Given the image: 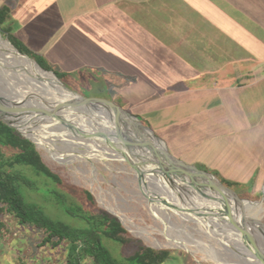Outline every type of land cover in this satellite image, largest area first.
<instances>
[{
	"label": "crops",
	"instance_id": "crops-1",
	"mask_svg": "<svg viewBox=\"0 0 264 264\" xmlns=\"http://www.w3.org/2000/svg\"><path fill=\"white\" fill-rule=\"evenodd\" d=\"M5 5L11 33L61 74L116 75L122 105L152 119L175 156L207 153L203 131L222 129L224 91L235 99L264 74V0H0ZM201 115L204 126L194 129ZM239 163L257 168L258 159Z\"/></svg>",
	"mask_w": 264,
	"mask_h": 264
},
{
	"label": "rangeland",
	"instance_id": "rangeland-1",
	"mask_svg": "<svg viewBox=\"0 0 264 264\" xmlns=\"http://www.w3.org/2000/svg\"><path fill=\"white\" fill-rule=\"evenodd\" d=\"M0 41L5 46V43L10 41L7 34L2 33L1 30ZM0 52L4 51L0 50ZM31 61L35 62L33 59ZM0 64L7 66L9 70H13L11 73H16L12 77L24 78L18 67L8 64L1 57ZM1 70L4 71L0 68V74H2ZM225 76V80L228 81L226 84H231V75ZM114 77L116 75L104 71H97L96 73L85 71L70 77H63V81H61L69 89L85 97H104L117 103L131 113L137 114L145 125L153 129L157 136L163 134L148 116L136 113L130 106L122 105V100L118 98L117 91L113 89V86H118ZM1 83H3L0 86L1 89L6 90L7 88L9 89L8 92H11V84L8 87L7 84L4 85L3 80ZM224 93H226L225 103L218 110V114L221 112L218 116V126L222 129L216 132L215 129H209L208 126H205L207 129L203 131L204 135L208 134L209 139L202 142L203 145L208 144L207 153L199 154V157L196 158L192 154L194 150L189 155H183V153L176 151V156L188 164L196 165L198 168L216 175L224 185L233 189L239 197L243 198V201L235 203L234 198L231 197V202L235 207L240 208L239 211L235 210V214L241 223L246 224L249 229L252 220L256 219V217L250 218L249 215L259 205L263 208L260 217L264 223V74L256 76L254 84L249 89L238 90L235 99L232 90L226 89ZM51 98L59 99L54 96ZM85 111L83 113L85 121L91 119L93 124L94 119L88 115L90 112H97L98 110L87 108ZM208 117L210 116L208 115ZM205 118L206 115L195 117L194 129H197L198 125L204 126L203 120ZM209 119L207 118V120ZM191 122L192 120L186 124ZM29 124L27 125L30 128L34 127L37 131L43 129L49 132L47 123L43 121L33 120V123ZM52 131L55 136H58V132H64L62 130ZM47 132L43 134L47 135L48 144H35L43 161L54 172L60 174L66 182L92 192L96 198L97 206L117 216L122 221L121 223L127 229L126 236L133 240H139L157 250H171L170 257L163 264H224L225 262H227L225 264H248L249 259L246 253L254 255L252 248L244 251L240 246H237L235 243L239 242L240 237L233 232L234 230L231 231L218 224L216 218L212 220L209 211H203V215L193 213L196 208H193L190 203L197 204L196 201H191L196 200L193 196H195L196 191L194 189H197L200 195L205 192L211 199H215L221 206V212L216 205L211 204L212 211L216 212L218 217L226 218L224 201L220 199L222 197H218L221 195L208 183L204 188L197 186L191 188L187 183L188 181H183L181 177L173 175L169 179L166 177V185L158 188L153 181L146 180L143 182L142 175V182H140L139 175L135 172L140 170L137 167L133 169L132 165L125 161L126 157L130 158L134 155L127 150L120 153L119 148L114 146L112 142H104L102 138L95 135L93 139L99 146L93 147L91 144L83 143L78 136L72 135L73 142L80 144L75 146L70 142L63 143L58 139L59 136L55 138L48 135ZM215 133L219 136H212ZM49 144L52 147H57L55 150L62 154V159H58L55 153L48 148ZM172 150L171 147L169 151ZM86 155L89 158H86ZM95 155H103L104 158H98ZM108 156L109 158H106ZM4 157L10 159L11 156L6 152ZM239 157L258 159L257 168L253 167V164H247V166L239 163ZM133 158L136 160L135 156ZM241 167L243 169H240ZM5 168L13 172L20 171L34 180L38 190L29 189L24 185L20 187L29 202L39 204L48 215L55 219L64 220L75 226L86 224L79 218L67 215L57 204L50 190L56 187L66 193L68 203L71 206L80 205L84 211L94 210L84 196L76 194L65 186L53 183L44 175L36 174L26 165L14 164L7 165ZM188 178L192 179V177ZM195 181L198 180L195 178ZM204 182L206 181L204 180ZM229 184L232 185L229 186ZM154 196L157 200L153 199ZM203 197L205 196L203 195ZM156 205L164 206V208L161 209ZM200 206L197 205L196 207ZM252 208L254 210L250 212ZM203 209L205 210V207ZM196 211L199 213L198 209ZM1 217L3 225L0 226V264H68L67 242L58 246L43 245L44 234L41 229L31 223L20 224L11 213H4ZM224 235H226V239H224ZM105 242L108 243L118 258H122L132 251L131 247H122L120 244L108 240ZM81 263L96 264L88 258Z\"/></svg>",
	"mask_w": 264,
	"mask_h": 264
},
{
	"label": "trees",
	"instance_id": "trees-1",
	"mask_svg": "<svg viewBox=\"0 0 264 264\" xmlns=\"http://www.w3.org/2000/svg\"><path fill=\"white\" fill-rule=\"evenodd\" d=\"M10 8H0V30L6 33L10 42L21 52L33 58L48 74L62 80L66 77L53 67L42 55L33 52L23 45L12 33L7 25L10 20ZM47 70V71H45ZM49 71H53L49 72ZM58 79V80H59ZM63 81V80H62ZM10 159H5V153ZM21 164L30 167L38 175H44L57 185L65 186L76 194L84 196L94 210L84 211L80 205L71 206L66 193L52 188L57 204L72 217L85 221L83 226L71 225L64 220L55 219L36 203L29 202L21 190V186L38 190L34 180L20 171H10L7 165ZM4 167V169H3ZM232 185V184H231ZM229 184V186H231ZM94 211V212H93ZM13 214L19 223H31L43 231L42 244L52 246L68 243V264H82L85 259H91L96 264H163L171 255V250H157L126 236L127 229L117 216L97 206L92 192L83 187L70 184L54 172L42 159L33 141L23 136L17 129L7 125L0 119V226L2 215ZM105 240L113 241L122 247H131L132 251L118 258Z\"/></svg>",
	"mask_w": 264,
	"mask_h": 264
},
{
	"label": "water",
	"instance_id": "water-1",
	"mask_svg": "<svg viewBox=\"0 0 264 264\" xmlns=\"http://www.w3.org/2000/svg\"><path fill=\"white\" fill-rule=\"evenodd\" d=\"M8 42L11 43L10 41ZM16 50L20 54L33 59L30 56L21 53L17 48ZM35 63L41 67L36 61ZM49 72L54 73L53 71ZM59 81L69 93L74 95L66 98L63 97V95H60L59 99L37 95L32 92H27L24 95H22V93L16 95V93L8 92L0 87V119L37 144V141L33 137L24 133L17 123H25L27 125L33 123V120H39L38 118L48 122L58 120L67 126L70 125L69 127L78 129V132L81 135L82 131H86L82 128L79 129L75 119L79 118L81 115L83 116V113L86 112L85 109L87 108L97 109L98 111H100L99 108L104 109L107 114L113 117L115 131L121 139L125 141L126 149L129 153L134 154L143 151L150 154L151 158L144 156L145 162L142 164L146 166H142V170L140 169L139 172L134 170L139 175L140 182H142L141 175L143 170L146 172L151 171L149 169L151 166L149 165L157 166V168L164 170V174L162 173V175L167 177V179L172 178L173 175L181 177L183 181H188L187 183L191 188L196 186L201 188L203 186L201 182L195 181V178H198L201 181L205 180L210 186L214 187L219 192V195L222 196L224 200L225 216L228 223L240 233L245 242L252 244L255 259L264 264V250L259 246L255 236L249 231L247 225L241 223L235 214L231 197L237 201H243L244 199L239 197L233 189L224 185L216 175L202 170L196 165L188 164L173 155L169 151L165 142L154 133L151 127L145 125L136 114L131 113L117 103L104 97H85L74 90L69 89L60 79ZM95 134L100 135L99 133ZM133 157H126L125 161L129 162L134 169L138 166L137 161L139 160H132ZM187 176L192 177V179H189ZM203 195L210 198L205 192ZM197 212L198 211L195 210L194 213L197 215H203V211H199V213Z\"/></svg>",
	"mask_w": 264,
	"mask_h": 264
},
{
	"label": "bare ground",
	"instance_id": "bare-ground-1",
	"mask_svg": "<svg viewBox=\"0 0 264 264\" xmlns=\"http://www.w3.org/2000/svg\"><path fill=\"white\" fill-rule=\"evenodd\" d=\"M5 44H6V46L3 45L2 43H0V50L4 51V52H0V57L2 58V60L6 61L8 64H11L12 66L18 67L21 70V72L23 73V77L24 78L21 79L22 77L19 78V76L18 77H15V76L12 77V75H14L16 73H14V74L11 73V71L13 72V70H11V69L9 70L7 66L0 64V68H2L4 70V71L1 70L2 74H0V78H1L0 86L3 85V83H1L2 80L4 82V85L7 84L8 87H9V84H11L10 85V91L14 92V94L16 93V95H19L21 93H22V95H24L27 92L28 93H30V92L36 93L37 95H42V96L46 95L45 97H47V96L48 97H53L54 96V97H58V98H59L60 95H63V97H65V98L68 97V96H73L74 95L72 93H69L61 85L60 81L55 78L54 75L45 73L35 62L31 61L30 58H28L25 55L22 56V54L20 55L19 52L16 50V48L13 45H11L9 43H5ZM5 67H6V69H5ZM6 90L8 91L9 89L6 88ZM99 110H100L99 112L98 111L97 112H93V113L90 112L89 115H88L89 117L91 116L94 119L93 120V124H92V120L91 119L89 121H87V120L85 121V119H84V117L82 115L79 118L76 119V123L79 126V129H81V128L82 129H86L85 130L86 132H83L81 130L82 131L81 135L78 132L79 131L78 129L73 128V127H69L70 125L67 126L63 122L58 121V120H55V121H52V122H48L46 120H40V118H38L39 121H43L45 123L48 122L46 124V126L49 127V132H47L46 130H43V129H42L43 131L42 130L41 131H37L34 127L30 128V126L26 125L25 123H17V124L22 128L24 133H26L27 135L33 137L37 141V143H39V144H45V143L48 144V140L46 138L47 135L43 134L44 132H47L48 135L54 136L55 138H57L59 136L58 139L60 141H62L63 143L64 142L65 143H69L70 142V143L74 144L75 146H79L80 144H78L77 142H73L74 139L72 138L73 137L72 135H76V136H78V138L80 140L83 141V143H86L87 145L91 144V146H93V147H98L99 145L96 142V140L93 139V136L97 135L95 133H99L100 135H98V136L100 138H102L104 142L110 141V142H112V144L114 146L119 148L120 153L121 152H126V151H124V150H127L125 141L122 140L121 137L115 131L113 117L110 116L109 114H107V112L104 109L99 108ZM94 123H95V125H94ZM52 130H55V131H61L62 130L64 132L63 133L62 132H58V136H55V134L52 133L53 132ZM68 140H70V141H68ZM72 147H73V145H72ZM48 148L51 149L55 153V155H56V157L58 159H60V158L62 159L63 158L62 154L59 153V151L55 150V148H57V147H52L49 144ZM133 155L136 157V161L139 160V161H137V163H138L137 168L139 170L140 169L142 170V166H146V165L142 164L143 162H145L144 161V159H145L144 156H147L148 158H151L149 153L143 152V151L141 153H139V152L134 153ZM95 156L98 157V158H102L103 157V155H101V156L95 155ZM85 157L89 158L88 155H86ZM125 157H123V158H125ZM106 158H109V156L106 157ZM133 160H135V159L133 158ZM149 166H151V167H149V169L151 170L150 172H146L145 170H143V173H142L143 182H145L146 180L153 181L155 183V186H157L158 188H160L159 186H165L166 182H167V179H166V177L164 175H162V173L164 174V170H161V168H157V166H152V165H149ZM196 179L198 180V182H201L203 184V186H202L203 188L207 185V182H204V180L201 181L198 178H196ZM208 185H210V184H208ZM194 188H196V187H194ZM194 190H196V191H195V196H193V197L196 200H191V201L192 202L196 201L197 204H191L190 203V205L193 206V208L198 209L200 212L209 211V213L211 214L210 218L212 220H215V218H216L217 221L219 222L218 224L222 225L224 228H228L231 231L234 230L233 232L236 233V235H238L240 237V240H243L241 235H240V233H238L236 231V229H234V227H232L228 223L226 218L218 217L215 214L216 212L214 213V211H212V208H211L212 205L211 204L216 205L217 208L220 211L221 206L219 205V203L217 201H215V199L203 197V193H202V195H200L198 193L197 189H194ZM218 197H222V196H218ZM153 199H156V197L153 198ZM220 199L223 200V198H220ZM234 200H235L234 201L235 203H238L236 199H234ZM158 205H156V206H158ZM197 205L198 206L202 205V206L196 207ZM233 206L235 208L234 210H236V211L240 210V208L238 206L237 207H235V205H233ZM204 207H205V210L203 209ZM159 208L162 209V208H164V206H160ZM253 210H254V208H252L250 210V212L253 211ZM262 210H263L262 206L259 205V206H257L255 208V211L252 214L249 215V217L252 218V219H254L256 217V219L252 220V223L249 225V231L251 233H253V235L255 236V238L257 240V243L264 250V244H263V241H264V223L261 221L262 218L260 217V212ZM220 216H222V215H220ZM172 235H174V234H172ZM224 239H226V235H224ZM240 240H239L238 243H235V244H237V246H240V248L242 250L245 251V250H249L250 248L253 249V246H252L251 243L245 242V240L244 241H240ZM224 247H226V246H224ZM230 250H232V248H230ZM246 254H247V257L249 259L248 264L249 263L250 264H262L258 260L255 259L254 255L248 254V253H246ZM228 262H230V261H228ZM225 263H227V262H225Z\"/></svg>",
	"mask_w": 264,
	"mask_h": 264
}]
</instances>
